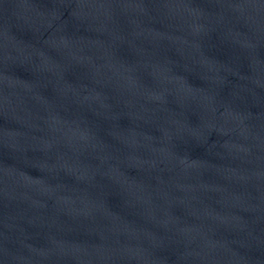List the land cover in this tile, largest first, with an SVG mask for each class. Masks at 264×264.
<instances>
[{
	"label": "water",
	"instance_id": "1",
	"mask_svg": "<svg viewBox=\"0 0 264 264\" xmlns=\"http://www.w3.org/2000/svg\"><path fill=\"white\" fill-rule=\"evenodd\" d=\"M0 264H264V0H0Z\"/></svg>",
	"mask_w": 264,
	"mask_h": 264
}]
</instances>
